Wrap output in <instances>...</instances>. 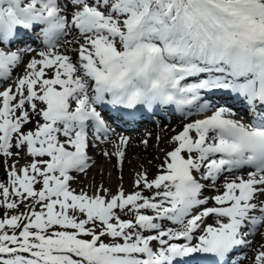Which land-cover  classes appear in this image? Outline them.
I'll use <instances>...</instances> for the list:
<instances>
[{
  "label": "snow or ice",
  "instance_id": "obj_1",
  "mask_svg": "<svg viewBox=\"0 0 264 264\" xmlns=\"http://www.w3.org/2000/svg\"><path fill=\"white\" fill-rule=\"evenodd\" d=\"M169 106L152 178L72 186ZM0 163V264H264V0H0Z\"/></svg>",
  "mask_w": 264,
  "mask_h": 264
},
{
  "label": "rangeland",
  "instance_id": "obj_2",
  "mask_svg": "<svg viewBox=\"0 0 264 264\" xmlns=\"http://www.w3.org/2000/svg\"><path fill=\"white\" fill-rule=\"evenodd\" d=\"M147 138V136H146ZM139 139H142L141 136L133 139L132 145L130 147L129 153H130V160L132 161L133 164L130 165V163H128V159L126 162V170H125V161H124V166H123V172L121 173L117 168H115L113 165L115 164V160H111L108 161L106 160L104 157L101 156V163H97L99 166H101L103 168V171L101 170V168L95 169V170H91L90 174L86 177L83 178L80 182V184L78 185V188H76L77 190H79L81 187L85 188L88 191H91V189L88 187L90 184H100L104 181H101V178H105L108 179L110 177H112V180H114L115 184H114V188L111 190L112 193H115L117 191V188L119 185H123L125 188H133V181L135 179L132 178L130 181L125 177V173L127 170H129V168L133 167L136 168L135 170H138V168H141L139 170L142 171L144 167L150 165L149 161L152 160H156L155 157L156 152L154 150L155 148V144L153 142H151L150 146L147 147V149L144 148V146H140V141ZM138 141L137 143H133V141ZM170 150V149H165ZM146 155L149 156V158L146 159ZM126 159V158H125ZM142 160H145V162H141ZM24 160H21V166L24 164ZM140 162L142 163L141 166L138 167V165L140 164ZM159 162V160H158ZM157 162V163H158ZM123 176V179H120V176ZM5 178V171L3 168V164L0 163V179H4ZM100 178V179H99Z\"/></svg>",
  "mask_w": 264,
  "mask_h": 264
},
{
  "label": "bare ground",
  "instance_id": "obj_3",
  "mask_svg": "<svg viewBox=\"0 0 264 264\" xmlns=\"http://www.w3.org/2000/svg\"><path fill=\"white\" fill-rule=\"evenodd\" d=\"M168 141H169V140H168L167 138H162V139L160 140L159 147H158V152H159L158 154H161V152L159 151V149H163V148H165V147H170ZM156 144H157V142H156ZM128 157H130V154L128 155ZM145 157H149V156L146 155ZM128 163H130V165L133 164L132 161L130 160V158H128ZM136 168H137V167H136ZM134 169H135V168H133V167L129 168V170H128L127 173H126V176L129 177V172L133 171ZM152 170H153V168H152V166H151V167L149 168V171L152 172ZM102 180L107 181V180L104 179V178H102ZM110 180H111V179H110ZM113 184H115L114 180H113ZM258 241H260V238L258 239Z\"/></svg>",
  "mask_w": 264,
  "mask_h": 264
}]
</instances>
